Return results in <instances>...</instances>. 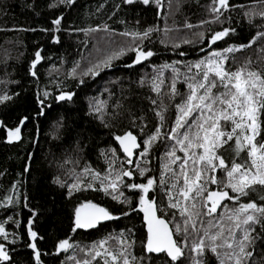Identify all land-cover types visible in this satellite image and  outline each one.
<instances>
[{
  "label": "trees",
  "instance_id": "trees-1",
  "mask_svg": "<svg viewBox=\"0 0 264 264\" xmlns=\"http://www.w3.org/2000/svg\"><path fill=\"white\" fill-rule=\"evenodd\" d=\"M212 0H154L144 5L141 0L133 4L125 0H74L61 3V0H0V95L7 93L12 98L0 103V223H4L9 233L8 240L0 237L9 252V261L0 264H36L28 232L29 221L38 238L34 241L41 252V264H75L76 260H91V264H104L108 257L91 259L89 249L109 236L125 237L134 240L130 249L140 264H169L166 254L147 253L144 249L145 230L139 211L121 216L129 211L127 203H119L100 188V180L82 175L87 165L103 177L109 171L108 158L126 165V156L115 140L116 135L132 131L142 142L160 125L156 112L161 102L167 107L162 133L173 126L176 108L181 96L188 93L185 77L191 72L188 65L203 59L210 51L240 45H249L239 51L227 53L229 67L233 70L251 61L253 70L264 69V3L258 0H229V7L223 9L220 22L201 24L210 21ZM59 26L53 21L61 18ZM192 25L188 28L186 25ZM107 25V28L104 26ZM152 28L148 38L132 37L123 33H143ZM224 28L234 29L230 36L209 48L207 37ZM203 33L201 39L197 34ZM190 41L184 43V41ZM140 44L154 55L140 64H132L135 53L126 54L111 61L110 67H103L98 75H82L88 67L105 59L121 48ZM203 49V51H202ZM41 52L43 59L36 65L37 75H31V65L35 53ZM183 53V54H182ZM178 70L163 68L173 64ZM77 65L79 67L77 68ZM76 68L73 75L72 70ZM160 74L164 81L159 92L152 90L153 78ZM176 76V88L180 95L170 97V87ZM83 80V83L80 81ZM222 90V89H221ZM73 91L71 100L59 101L57 93ZM48 92L47 97L43 96ZM39 99H44L49 107L41 111ZM152 100L157 104L153 105ZM102 102V103H101ZM101 107L100 112L95 107ZM28 117L21 126V139L8 140V130L20 125L22 118ZM261 134L258 141L264 140V114L260 116ZM142 130V131H141ZM172 141L158 139L153 143L149 154L141 161L149 168L150 175L157 178V185L150 192L162 207L168 204L165 190L159 185V178L165 163L170 162L166 152ZM229 142L220 150L226 162L235 159L240 162L246 153L239 157L232 151ZM115 149V155L109 151ZM143 144L141 143V149ZM140 149L134 150L138 152ZM200 151V150H198ZM177 155L183 156L177 146ZM134 161L139 159L136 155ZM179 161L171 167L178 173ZM83 181L79 190L71 191L70 186ZM218 180H224L222 171L216 173ZM127 182H144L138 175L125 178ZM169 186L173 180L165 175ZM91 183L92 187H87ZM218 190L219 185H208ZM227 190V189H225ZM229 194L232 195L229 190ZM125 195L135 207L139 193L125 190ZM6 197H11L8 203ZM264 187L256 186L239 202L225 200L227 208H218L219 214L228 209L247 203L250 200L264 203ZM91 201L108 208L119 219L104 221L92 229H77L73 232L75 210ZM171 210L165 207L163 215L171 220ZM260 234L253 248L254 256L250 264H264V231L256 225ZM15 239V243H12ZM69 239L73 245L67 251L57 252L60 240ZM106 247H116L109 240ZM207 264H219L215 254L205 255ZM182 264H189L182 258Z\"/></svg>",
  "mask_w": 264,
  "mask_h": 264
},
{
  "label": "snow or ice",
  "instance_id": "snow-or-ice-1",
  "mask_svg": "<svg viewBox=\"0 0 264 264\" xmlns=\"http://www.w3.org/2000/svg\"><path fill=\"white\" fill-rule=\"evenodd\" d=\"M74 0H61V3H73ZM136 0H125L127 4H133ZM144 5H149L153 0H141ZM157 5L161 0H154ZM264 3V0H258ZM229 7V0H212L211 12L214 14L210 21H202L201 24L217 22L223 15V9ZM264 17V12L258 13ZM61 18L53 21L59 26ZM107 28V25L104 26ZM191 28L192 25H186ZM154 29L149 28L143 33H123L132 37L148 38ZM234 29L224 28L221 31L212 32L207 37L211 49L217 42L231 35ZM201 39L203 33L197 34ZM264 37V32L259 34ZM190 41H184L189 43ZM249 45L231 46L223 51H210L203 59L188 65L189 72L195 68L197 71L190 77H185L188 93L181 96V102L175 105L176 116L173 126L167 133H162L164 127L165 112L167 107L161 102L160 110L156 112L160 125L155 131L142 142L132 131L116 135L115 140L119 142L122 151L126 154V165L121 162L118 167L117 161L112 157L108 158L109 171L102 177L100 173L94 172L89 166L82 169V175H88L93 180H100V188L111 198L119 203H127L129 211L123 212L121 216L131 215L139 211L144 214L147 228V238L144 244L147 253L166 254L170 258L169 264H182V258H187L189 264H207L205 255L215 254L219 264H250L254 256V244L260 239L256 233V225H260L264 231V203L258 204L250 200L247 203H238V206L227 210L225 214H219L218 208H227L223 202L231 200L239 202L241 197L249 195L256 186L264 187V140L258 141L261 134L260 116L264 114V69L253 70L251 61L245 62L239 68L233 70L229 67L227 53L239 51ZM126 51L134 52L135 58L132 67L152 57L151 50L145 51L140 44L130 45L113 52L105 59L99 61L82 72V75H98L101 66L110 67L113 59L126 54ZM203 51V49H202ZM183 54V53H182ZM43 59L41 52L35 53L32 62L31 75L36 76V65ZM79 65H77V68ZM163 68H172L174 73L178 70L175 62L171 65L165 64ZM73 75L76 68L72 70ZM174 76L170 87V97L180 95L176 88ZM83 83V80L80 81ZM164 81L160 74L153 78L152 90L159 92ZM222 89V90H221ZM48 92L43 96L47 97ZM73 93H61L59 101L71 100ZM12 97L7 93L0 95V103L10 100ZM153 105L156 100L151 101ZM43 115V108L49 107L44 99L38 98ZM102 103V102H101ZM96 112L101 107H95ZM28 117L20 121V125L8 130V140L17 141L21 139V126ZM0 126L2 122H0ZM142 131V130H141ZM158 139L172 141L170 150L166 157L170 158L169 163L163 165L159 185L165 190L168 204L162 207L163 201H158L154 196L149 198L150 192L157 185V178L151 176L150 169L142 166L147 163L144 160L148 156L153 143ZM233 143L232 151L239 157L246 153V158L237 162L235 159L226 162L220 150ZM141 143L143 148L141 149ZM177 146L183 156L177 155ZM140 149L138 152L134 150ZM200 150V151H198ZM113 156L115 149L109 150ZM136 155L139 159L134 161ZM179 161V172L177 173L171 165ZM217 171L225 174L224 180H218ZM173 180L171 186L165 179L169 175ZM144 178V182H127L125 178L134 176ZM83 181L77 175L76 183L71 184V191L79 190ZM219 185L218 190H213L208 185ZM91 188L92 184L87 183ZM227 189V190H225ZM125 190L139 193L135 207L132 200L125 195ZM229 190L232 195L229 194ZM264 201V197L260 198ZM8 203L12 202L11 197H6ZM165 207L171 210V220L163 215ZM106 207L88 201L82 203L75 210L73 232L77 229H92L98 227L104 221L119 219ZM32 222L29 221L28 232L32 243L29 247L33 249L36 264H41V252L34 242L38 238L36 231L32 230ZM9 233L5 230L4 223H0V237L8 240ZM109 240L116 242V247H106ZM12 243H15L13 239ZM135 241L124 236H109L106 239L94 244L89 253L91 259L96 257H108L111 264H140V259L135 257L130 249ZM73 245L69 239L60 240L57 244V252L67 251ZM10 256L5 243L0 242V261H9ZM75 264H91V260H76ZM104 264H109L105 259Z\"/></svg>",
  "mask_w": 264,
  "mask_h": 264
},
{
  "label": "water",
  "instance_id": "water-1",
  "mask_svg": "<svg viewBox=\"0 0 264 264\" xmlns=\"http://www.w3.org/2000/svg\"><path fill=\"white\" fill-rule=\"evenodd\" d=\"M64 92H71V93H73V91H61V92H59V93H57V95H56V98L61 94V93H64ZM117 142V145L119 146V148H120V150L122 151V148L120 147V145H119V142L118 141H116ZM122 153L126 156V154L122 151ZM84 203H86V202H84ZM79 207V206H78ZM141 213V220H142V222H143V227H144V230H145V240H144V244H145V241H146V238H147V228H146V223H145V220H144V214L142 213V212H140ZM144 249H145V247H144ZM59 253V252H58ZM154 254H156V253H154ZM169 258V257H168Z\"/></svg>",
  "mask_w": 264,
  "mask_h": 264
},
{
  "label": "rangeland",
  "instance_id": "rangeland-1",
  "mask_svg": "<svg viewBox=\"0 0 264 264\" xmlns=\"http://www.w3.org/2000/svg\"><path fill=\"white\" fill-rule=\"evenodd\" d=\"M7 136H8V133H7Z\"/></svg>",
  "mask_w": 264,
  "mask_h": 264
}]
</instances>
